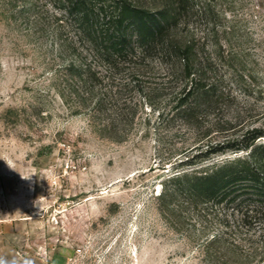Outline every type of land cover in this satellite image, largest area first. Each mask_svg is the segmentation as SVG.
<instances>
[{
    "label": "rangeland",
    "instance_id": "374dc122",
    "mask_svg": "<svg viewBox=\"0 0 264 264\" xmlns=\"http://www.w3.org/2000/svg\"><path fill=\"white\" fill-rule=\"evenodd\" d=\"M58 1L0 0V264H264V215L238 231L224 205L168 180L186 149L264 128V0L192 2L236 29L221 50L197 46L214 91L181 103L180 62L156 52L125 69L134 78L72 75L86 51ZM183 21L184 41L202 35Z\"/></svg>",
    "mask_w": 264,
    "mask_h": 264
},
{
    "label": "trees",
    "instance_id": "16d2710c",
    "mask_svg": "<svg viewBox=\"0 0 264 264\" xmlns=\"http://www.w3.org/2000/svg\"><path fill=\"white\" fill-rule=\"evenodd\" d=\"M193 1L165 0L158 10L150 11L133 0H59L60 6L63 5L59 9L65 13L62 17L68 19L65 24L78 32L77 43L86 51L81 54V62L71 63L68 70H74L72 75L76 78L91 82L101 79L114 82L118 78L123 81L134 78L125 69L156 52L163 59L180 62V103L200 93L201 97L209 96L214 90L212 86L206 89L208 78L202 71L199 75L194 66L195 49L212 42L221 50L223 40L226 42V36L235 32L236 25L225 26L221 13L209 11L205 6H198L197 10ZM172 3L173 16L162 19ZM193 19L203 22L205 29L195 40L184 41L174 32V26L179 20L186 24ZM77 43H71L70 48L76 51ZM120 74L126 77L121 78ZM263 138L264 128L253 127L240 139L186 149L184 153L190 155L180 162L182 170L168 180L176 186L175 192L182 191L191 201L224 205L232 212L230 221L234 227L238 231L246 229L264 215V143H259ZM228 153L236 155L212 161L213 157ZM198 160L201 162L197 163ZM224 222L229 227L228 216ZM233 242L237 247V241ZM258 256L255 253L252 258L260 263L264 259Z\"/></svg>",
    "mask_w": 264,
    "mask_h": 264
}]
</instances>
